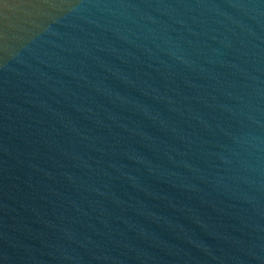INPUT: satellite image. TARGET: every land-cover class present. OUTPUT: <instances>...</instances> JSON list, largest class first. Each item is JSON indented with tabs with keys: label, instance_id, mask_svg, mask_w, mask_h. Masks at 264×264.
Wrapping results in <instances>:
<instances>
[{
	"label": "water",
	"instance_id": "water-1",
	"mask_svg": "<svg viewBox=\"0 0 264 264\" xmlns=\"http://www.w3.org/2000/svg\"><path fill=\"white\" fill-rule=\"evenodd\" d=\"M0 264H264V0H0Z\"/></svg>",
	"mask_w": 264,
	"mask_h": 264
}]
</instances>
